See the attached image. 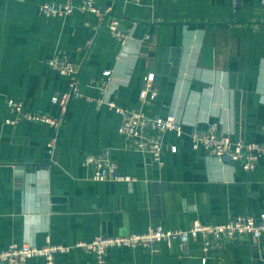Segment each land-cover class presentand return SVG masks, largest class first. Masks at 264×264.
<instances>
[{"label":"crops","instance_id":"obj_1","mask_svg":"<svg viewBox=\"0 0 264 264\" xmlns=\"http://www.w3.org/2000/svg\"><path fill=\"white\" fill-rule=\"evenodd\" d=\"M47 0H0V250L12 241L43 245L90 241L98 234L143 232L161 223H223L264 210V155L254 169L192 145L189 132L217 121L232 137L264 139V4L261 0H95L112 11L45 17ZM118 17L123 43L109 21ZM65 53L81 63V91L148 114H175L184 133H164L163 164L133 148L119 132L122 116L108 104L73 98L54 157L46 123H8L7 98L58 114L52 96L69 77L48 59ZM111 70L108 92L102 72ZM154 73L155 98L140 92ZM177 150L171 151L170 145ZM110 148L119 172L135 180H95L89 153ZM23 163L22 166L18 165ZM201 238L141 247L114 246L111 264H264V236L237 235L215 244L202 261ZM26 264H45L35 256ZM55 264H95L83 248L58 252Z\"/></svg>","mask_w":264,"mask_h":264},{"label":"built area","instance_id":"obj_2","mask_svg":"<svg viewBox=\"0 0 264 264\" xmlns=\"http://www.w3.org/2000/svg\"><path fill=\"white\" fill-rule=\"evenodd\" d=\"M139 3L142 0H130ZM238 0H234L236 4ZM264 4V0H261ZM76 10L91 11L98 16L99 21L112 11V7L105 9L95 3V0H47L38 4V13L45 17L66 16ZM109 29L112 35L123 43L127 39V33L121 27L118 17L109 21ZM48 64L57 72L69 77V89L59 95L52 96V101L59 104L61 112L50 114L48 112L25 108L22 101L16 97L7 98L8 123L29 121L46 123L54 128V133L48 141L49 153L52 157L57 152L59 143V130L65 118L66 109L71 99L85 97L87 100L99 105L105 103L116 109L122 121L118 132L129 144L138 151L148 154L158 164L162 165V153L165 142L163 135L168 130H174L178 135L184 133L183 124L175 114L166 116L148 114L142 108L122 107L105 97H94L83 93L79 87V74L81 63L75 62L65 53L55 52L48 59ZM102 93L108 92L111 70L102 72ZM157 91L154 88V73H148L145 77V85L140 92L144 102L155 98ZM192 145L195 148L204 147L209 153L220 159H228L234 163H240L245 169H254L259 157L264 155V139L257 141L244 137H232L229 132L221 130L217 121L208 122L206 127H193L189 132ZM171 151H176V145H170ZM86 164L92 170L90 178L95 180H135L132 175L119 172L118 163L111 156L110 148L99 152H92L85 157ZM237 235H251L255 239L264 236V210L259 215L252 213H236L229 216L223 223H204L200 220L193 221L187 228H166L161 223L150 225L143 232H132L125 235L98 234L90 241H78L75 244L52 243L49 239L43 245H35L27 242L12 241L0 250V264H26L35 256L45 259V264H55V256L58 252L70 251L72 248H83L94 254L95 264H111L108 251L114 246L141 247L150 249L154 243L171 241L176 239L181 243H188L191 239L201 238L202 261L205 262L208 253L215 244L225 239L235 238ZM124 264H130L125 262Z\"/></svg>","mask_w":264,"mask_h":264},{"label":"water","instance_id":"obj_3","mask_svg":"<svg viewBox=\"0 0 264 264\" xmlns=\"http://www.w3.org/2000/svg\"><path fill=\"white\" fill-rule=\"evenodd\" d=\"M23 163H19L18 165L22 166Z\"/></svg>","mask_w":264,"mask_h":264}]
</instances>
